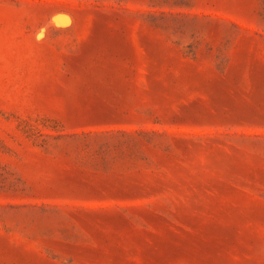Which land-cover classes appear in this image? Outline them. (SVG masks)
Returning a JSON list of instances; mask_svg holds the SVG:
<instances>
[{"label":"rangeland","instance_id":"obj_1","mask_svg":"<svg viewBox=\"0 0 264 264\" xmlns=\"http://www.w3.org/2000/svg\"><path fill=\"white\" fill-rule=\"evenodd\" d=\"M0 264H264V0H0Z\"/></svg>","mask_w":264,"mask_h":264}]
</instances>
